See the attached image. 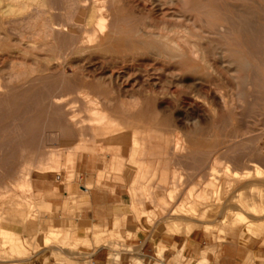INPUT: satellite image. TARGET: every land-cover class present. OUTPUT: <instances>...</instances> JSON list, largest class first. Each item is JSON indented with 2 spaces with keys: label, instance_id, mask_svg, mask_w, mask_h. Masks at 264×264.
Segmentation results:
<instances>
[{
  "label": "rangeland",
  "instance_id": "obj_1",
  "mask_svg": "<svg viewBox=\"0 0 264 264\" xmlns=\"http://www.w3.org/2000/svg\"><path fill=\"white\" fill-rule=\"evenodd\" d=\"M16 1L0 0L2 4H0V227L17 233L25 252L22 253L23 255L13 254L9 251L8 240L1 237L0 245L4 258L0 259V264H91V257L98 250V252L109 256L110 264H120L124 259L129 261V264H143L142 260L134 259L142 256L140 248H134L127 242L132 234L128 232L124 235L121 232L124 224L120 219L123 214L128 212L118 208L117 200L120 196V199L128 202L129 183L133 188H140L142 199L147 201L146 209L141 210L142 218L133 212L132 214L135 215L137 222L143 228L153 230V240L158 235L172 236L170 234H188L190 237L191 232L187 233L184 230L187 227L189 231L196 228L192 239L196 242L200 257L189 258L186 264H201L202 255L207 256L206 259L209 260L206 264H245L246 262V264H264V171L260 178L256 168L259 165L264 170V0H196L194 9L186 12L192 21L196 20L197 26L205 25V23L212 25L224 20L235 21L238 14H242L249 26L243 52L246 57L252 59L250 56L255 51V54L258 53L257 57L260 62L257 73H250L251 78L254 79L255 87L248 89L240 86L237 89L236 81H231L229 87L224 84L226 81L221 82L220 80L218 84L219 78L216 79L217 75L213 69L210 70L202 61H190L191 67L183 72L189 80L202 79L200 90L204 93V95L201 93L204 97L208 86L210 87V83L214 80L213 83L221 87L225 94H231L230 96L234 98L233 109L223 110L219 116L190 117L172 116L171 112L174 105L184 106L192 101L182 95L186 89L170 87V97L161 92L155 96L156 99L147 92L151 88L150 83L153 80H164L166 72L176 71L180 69V66L174 63L170 66L165 65L161 61L152 60L148 55L137 56L139 42H141L137 37L139 28L148 26L147 31L165 32L166 24L164 22H166L165 17L169 13L168 8L159 15L153 14L152 19H148L149 15L145 12L149 10V6L136 0H127V2L126 0H104L105 2L99 0L100 8L104 6L109 8V11L105 13L109 18L107 20L108 30L115 34V37L103 48L99 46L96 49L98 40L90 42V34L85 33L83 24L77 20L78 17L76 16L75 20L73 19L71 22L67 20L68 0H61L62 2L60 0H41L43 5L40 0ZM38 1H40L39 4H37ZM80 1L81 7L85 11L92 3V0ZM129 1L135 2V4H131ZM22 2H27L32 7L27 3L22 4ZM8 3L12 5L10 6ZM137 3L141 8L135 6ZM15 5L17 7L13 9L12 7ZM22 5L26 7L24 11H21L23 10ZM2 9L5 10L2 11ZM8 9L18 11L10 14L6 11ZM39 9L46 11L47 18L52 19L50 23L60 31H56L54 37L50 39L32 34L36 31L35 26H38L35 24L39 23L34 22L35 26L32 27L33 23L30 21L33 20L32 17L38 13ZM83 9L79 10L77 15ZM240 9L243 13H240ZM4 11L8 13L5 15ZM85 11L84 16L86 17L88 11ZM146 18L147 20H144ZM136 20L140 22L137 24ZM172 21L170 22L173 25H184L191 29L193 27L192 22ZM152 24L154 25L152 26ZM161 27L162 29H160ZM253 27H256L255 32ZM74 37L78 40L76 41ZM236 38V34L229 35L225 38L226 41L224 39V43L227 47L233 46ZM73 40L74 46L72 47ZM194 40L189 37L190 44H193ZM130 43L132 47L136 46L132 48ZM202 43L207 47V43ZM73 53L75 54L73 55ZM88 58L89 60H87ZM143 61H146V64ZM103 64H106L105 67ZM132 64L133 66H130ZM82 66L86 68L81 69ZM134 66L136 67L134 68ZM130 68L132 69L128 70ZM150 68H154V70H150ZM135 69L138 71L137 73ZM104 72H107L106 75L110 73L126 75L129 80L117 85L119 88H124L123 91L127 88L126 91L116 94L109 82L101 80ZM147 79L150 80V83ZM134 80L139 83L143 82L145 92L142 90V92L134 93V87L137 85L134 84L136 83ZM129 81L131 82L129 83ZM188 83L190 82L188 81ZM155 88L158 91L162 89L161 86H155ZM80 89H82L81 95L78 94ZM173 90L175 91L173 92ZM118 95L121 98H118ZM131 95H141L143 109L140 107L141 111L139 109L132 114H125L121 107V101L131 100ZM105 97L112 100V104L104 108L105 113H114L115 116H94L93 106L87 102L90 99ZM177 99L180 100V103L174 102ZM56 101L64 102L63 107L57 106L54 103ZM66 104L68 105L66 106ZM166 106L169 109H166ZM227 114L228 116H226ZM104 119L110 124L105 123ZM183 120L184 122L181 123ZM101 121L102 124L99 123ZM112 122H115L114 125L119 128L118 131L114 127L115 131L111 129ZM105 126L110 127L108 131ZM119 130H121V134ZM131 141H139L140 147L139 144L135 146ZM175 146L177 148H174ZM115 157H117V162ZM228 160L231 161L229 169L237 170L240 173H249L250 177H247L248 179H241V177L240 179L243 181L240 179L235 181L231 177H229L230 179L226 177L231 175L230 170L227 171L226 167ZM251 161L254 165L250 163ZM211 166L216 167L218 172L220 171V179L217 178L218 173L212 172ZM221 171L223 173L227 171V174L224 175ZM184 175L188 177L184 178ZM181 179H184L183 182ZM208 180L213 183V187H210V184L204 186ZM197 186L200 188L196 189ZM87 187L91 190L89 193H83L82 191ZM172 187H178L174 198H171L169 194ZM190 189L192 193L196 190L192 198H195L199 191V194L200 192L204 193V199H201V205L200 203L193 204L192 214L188 213L189 216L183 214L184 217H182V213L178 210L181 204L192 202V199H190L191 201L186 199ZM203 189L205 192L201 191ZM217 189L220 190V193L217 192ZM206 196L208 198H205ZM99 197H103L106 204L110 206L107 211L108 215H113L110 226L98 224L88 218L90 213H94L95 216L97 212L104 213V208L96 207L97 202H94L93 199L100 200ZM30 200L32 203L28 204ZM32 209L34 210L32 211ZM175 210L176 213L173 215ZM121 211H124L123 214ZM32 212L35 214L33 215ZM239 213L247 218L244 223L233 226L230 221H233ZM30 215L31 218L36 215L37 219L34 217L31 223L24 221L27 220L26 216L30 218ZM191 217L194 219H190ZM203 217L204 219H202ZM161 219L162 222L174 224L170 234L157 230L156 223ZM197 219L200 220L197 222ZM86 221L95 225L99 230L96 229L87 234L88 230L85 229V234L72 237L64 226V224H68L80 229ZM250 221L260 228L257 233L248 231L247 222ZM206 224H211V226L208 228ZM175 226L180 227L181 232L175 229ZM115 230L119 234L112 233ZM52 231L55 240L46 246L44 239ZM55 236H58V239ZM29 243L32 246H29ZM159 248L160 246L157 248V255L163 259V256L159 254ZM174 251L175 257L171 264H184V250L180 251L174 247ZM7 254H10L9 258L5 256ZM9 259L11 261H8Z\"/></svg>",
  "mask_w": 264,
  "mask_h": 264
},
{
  "label": "bare ground",
  "instance_id": "obj_2",
  "mask_svg": "<svg viewBox=\"0 0 264 264\" xmlns=\"http://www.w3.org/2000/svg\"><path fill=\"white\" fill-rule=\"evenodd\" d=\"M10 1V0H9ZM11 1H13V0H11ZM16 1V0H15ZM18 1V0H17ZM16 1V2H17ZM20 1V0H19ZM25 1V0H24ZM28 1V0H27ZM41 1V0H40ZM40 1H38V3L37 4H39L40 3ZM61 1V0H60ZM102 1V0H101ZM104 1V0H103ZM106 1V0H105ZM104 1V2H105ZM133 1V0H132ZM137 2H139V3H141V4H144V5H147V6H149V10H147V12H145V13H148V15H149V17H148V15H147V17H148V19L150 18V19H152V17H153V14H158L159 15V13L161 14L162 12H164V9H166V8H168V11H169V13L166 15V22H164V20H162L165 24H166V27H165V29L167 30H165V32H163V31H160L159 30V32H157V33H155V32H152V31H147V29H148V26H146V27H140L139 28V30H138V32H137V37H138V39L141 41V42H139V48H138V52H137V56L139 55V56H141V57H143V56H145V55H148L150 58H152V60H154V61H161V62H163L165 65H167L168 64V66H170L171 64H177V65H179L180 66V69H177L176 71H172L171 72V70L169 71V72H166V78L164 79V80H157V81H160V82H157V81H155V80H153V82L152 83H150V80L149 79H147V80H149V83H150V86H151V88H149V91H147L150 95H152V96H154L153 98L154 99H156L155 98V96L157 95V94H159V93H161L162 92V94H165V95H167V96H169L170 94H169V89H170V87H178V89H179V87L180 88H183V89H186V91L185 92H183V94L182 95H185L184 97H188V98H190V99H192V101L190 102V103H186L187 105H184V106H182V105H179V104H177V106L176 105H174V107H172L171 108V112H172V116H219V115H221V113H223V110L224 111H230V110H232L233 109V107H234V98H232L233 96H230V95H227V94H225V92L223 91V89H221V87H219L218 85H216V84H214L213 83V81H212V83H210V87L208 86V91H207V93H206V90H205V93H206V95H205V97L203 96L204 95V93L203 92H201V90H200V87H201V83H202V79L201 78H195V79H192V80H189L188 78H186V75H185V73L183 72V71H186V69H188L189 67H191L190 65H189V62L190 61H196V62H198V61H202L203 63H205L206 64V67H209V69L210 70H214L215 72V74L217 75V76H215L216 77V79H217V77L219 78V81H218V84H219V82H220V80H221V82H224V81H226V83H224L225 85H227V87H229V85H230V83H232L231 81H236V86H237V89L240 87V86H244L245 88H248V89H250V88H253V87H255V83H254V79H252L251 78V75H250V73H257V69L260 67V62H259V58L257 57L258 56V53H256L255 54V51H254V53H253V55L252 56H250L251 55V53H250V57H252V59L251 58H248V57H246L245 56V54H244V52H243V46L246 44V38H247V36H246V32L248 33V31H249V26H248V24H247V22L245 21V19H244V17L242 16V14H238V16H237V19L235 20V21H223V22H219V23H215V24H210V25H208L207 23H205V25H202V26H197L196 25V20H193L192 21V19L186 14V12H188V11H192L193 9H194V7L196 6V0H136ZM4 2V1H3ZM43 1H41V3H42ZM52 2V1H51ZM62 2V1H61ZM111 2V1H110ZM124 2V1H123ZM126 2H127V0H126ZM130 2V1H129ZM128 2V3H129ZM249 2V1H248ZM25 3H27V2H25ZM25 3H23L22 2V4H25ZM81 3V1L80 0H68V11H67V20L68 21H70L71 22V20H73L76 16L78 17L77 18V20L78 21H80L82 24H83V29H84V31H85V33H87L88 35L90 34V42H92V41H94L95 39L96 40H98V46H96V49L100 46V48H103L107 43H109L112 39H114V37H115V34H113V33H111V32H109V30H108V19L109 18H107V15H105V13H107L108 11H109V8L107 7V6H104L103 8H100L101 6H99L100 4H99V0H92V3H91V5H90V7L89 8H87L88 10H84L82 7H81V5L82 4H80ZM85 3H87V2H85ZM127 3V4H128ZM131 3V2H130ZM135 4V2H132L131 4ZM0 4H1V2H0ZM7 4V3H6ZM9 4V3H8ZM28 5H29V3H27ZM56 4V3H55ZM112 4V3H111ZM249 4V3H248ZM2 5V4H1ZM10 5V4H9ZM9 5H8V7H9ZM12 5V4H11ZM10 5V6H11ZM16 5H17V3H16ZM15 5V7H12L13 9L14 8H16L17 6ZM20 5V4H19ZM18 5V6H19ZM42 5H43V3H42ZM49 5V4H48ZM52 5V4H51ZM62 5V4H61ZM85 5V4H84ZM128 5H130V4H128ZM143 5V6H144ZM231 5V4H230ZM247 5V4H246ZM249 5H251V4H249ZM14 6V5H13ZM26 6V5H25ZM30 7H32L31 5H29ZM47 6V5H46ZM50 6V5H49ZM134 6V5H133ZM135 6H138L139 7V5H138V3H137V5H135ZM205 6V5H204ZM207 6V5H206ZM1 7V6H0ZM20 7V6H19ZM18 7V8H19ZM22 7H23V5H22ZM40 7V6H39ZM122 7V6H121ZM130 7V6H129ZM128 7V8H129ZM132 7V6H131ZM202 7V6H201ZM5 8V7H4ZM10 8V7H9ZM17 8V9H18ZM21 8V7H20ZM26 7H23V10H21V9H18V10H21V11H24V9H25ZM29 8V7H28ZM35 9H36V7H34ZM41 9H43L42 7H40ZM139 8H141V7H139ZM146 8V7H145ZM7 9V8H6ZM11 9V8H10ZM6 10V11H8L10 14H12V13H14V11L16 12V11H18V10ZM30 9V8H29ZM45 9V8H44ZM51 9V8H50ZM81 9H83L82 10V12L80 13V14H78L77 15V12L79 11V10H81ZM86 9V8H85ZM131 9V8H130ZM142 9H143V7H142ZM141 9V10H142ZM3 10H5V9H2V11ZM129 10V9H128ZM136 10V9H135ZM138 10H140V9H138ZM144 10V9H143ZM1 11V12H2ZM21 11H19V13H21ZM38 11V13L35 15V16H33V15H31V16H33L32 18H33V20L30 18V20H32V21H30V23H33V25H32V27L33 26H35V25H38V26H35L36 27V31L34 32V33H32V34H34V36L35 35H39V36H42V37H44V39L45 38H47V39H50L51 37H54V35H55V33H56V31H59V29L58 30H56L55 28H54V26L50 23L51 21L50 20H52V19H48L47 18V16H46V11H44V10H37ZM84 11L85 12H87L88 11V14H87V16L85 17L84 16V14H86V13H84ZM137 11V10H136ZM135 11V12H136ZM240 11H241V9H240ZM5 12V11H4ZM8 12H5V15H6V13H8ZM56 12V11H55ZM61 12V11H60ZM134 12V11H133ZM143 12V11H142ZM18 13V14H19ZM23 13V12H22ZM50 13V12H49ZM65 13V12H64ZM136 13H138V12H136ZM203 13V12H202ZM240 13H243L242 11L240 12ZM2 14V13H1ZM9 14V15H10ZM29 14H31V13H29ZM28 14V15H29ZM51 14V13H50ZM16 15V14H15ZM21 15V14H20ZM20 15H18V16H20ZM135 15V14H134ZM139 15H140V13H139ZM2 16V15H1ZM120 16V15H119ZM118 16V17H119ZM152 16V17H151ZM161 16V15H160ZM15 17V16H14ZM29 17V16H28ZM62 17H63V15H62ZM138 17H140V16H138ZM141 17H142V15H141ZM158 17V16H157ZM162 17V16H161ZM6 18V17H5ZM11 18V17H10ZM49 18H51V17H49ZM53 18V17H52ZM65 18V17H64ZM145 18V17H144ZM155 18V17H154ZM63 19V18H62ZM139 19V18H138ZM142 19V18H141ZM140 19V20H141ZM157 19H159V18H157ZM255 19V18H254ZM1 20V19H0ZM21 20V19H20ZM27 20V19H26ZM29 20V19H28ZM75 20V19H74ZM133 20V19H132ZM144 20H147V18L146 19H144ZM172 20H176L177 22H182V21H185V22H192L193 23V27H192V29L191 28H188V27H186V26H184V25H173V24H171V22L170 21H172ZM23 21V20H22ZM25 21V20H24ZM23 21V22H24ZM129 21V20H128ZM127 21V22H128ZM158 21V20H157ZM29 22V21H28ZM34 22H38L39 24H35L34 25ZM57 22V21H56ZM135 22H137V24H138V22H140L139 20H136ZM142 22H143V20H142ZM141 22V23H142ZM163 22H161V23H163ZM172 22H174V21H172ZM59 23V22H58ZM152 23H153V21H152ZM160 23V22H159ZM25 25H26V23H24ZM144 24V23H143ZM148 25H149V23H147ZM157 24V23H156ZM155 24V25H156ZM28 25V24H27ZM140 25V24H139ZM146 25V24H145ZM154 24H152V26H153ZM161 26L162 25H164V24H160ZM159 25V26H160ZM59 27L61 26V24L60 25H58ZM66 26V25H65ZM165 26V25H164ZM163 26V27H164ZM23 27V26H22ZM28 27V26H27ZM26 27V28H27ZM21 28V27H20ZM75 28V27H74ZM255 28L256 27H253V29H254V32H255ZM28 29H29V27H28ZM34 29V28H33ZM61 29V28H60ZM160 29H162V27L160 28ZM164 29V28H163ZM32 30V29H31ZM69 30V29H68ZM156 30V29H155ZM62 31V30H61ZM69 31H71V30H69ZM60 32V31H59ZM253 32V31H252ZM26 33V32H25ZM30 33V34H31ZM84 33V34H85ZM115 33V32H114ZM237 35V38H236V40L234 41V45L233 46H229V47H227V45L224 43V39L226 38V37H228L229 35ZM252 34V33H251ZM250 34V35H251ZM256 34V33H255ZM58 36V35H57ZM70 36V35H69ZM86 36V35H85ZM30 37H31V35H30ZM59 37V36H58ZM87 37V38H88ZM189 37H192V38H194L195 40V42L193 43V44H190L189 43ZM252 37H254V36H252ZM257 37V36H256ZM32 38V37H31ZM65 38V37H64ZM75 38V37H74ZM130 38H131V36H130ZM33 39V38H32ZM31 39V40H32ZM62 39V38H61ZM76 39V38H75ZM128 39V38H127ZM30 40V39H29ZM78 39H76V41H77ZM124 39H122V41H123ZM33 41V40H32ZM51 41V40H50ZM71 41V40H70ZM81 41V39L79 40V42ZM225 41H226V39H225ZM237 41V42H236ZM253 41H254V39H253ZM88 42H89V40H88ZM124 42V41H123ZM122 42V43H123ZM202 42H205V43H207V47L206 46H204L203 45V43ZM41 43V42H40ZM52 43V42H51ZM113 43V42H112ZM121 43V44H122ZM129 43V42H128ZM128 43H126V44H128ZM38 44V43H37ZM70 44V43H69ZM68 44V45H69ZM72 44V47L74 46L73 44H74V40H73V42L71 43ZM70 44V45H71ZM100 44V45H99ZM116 44V43H115ZM118 44V43H117ZM125 44V45H126ZM34 45V44H33ZM62 45V44H61ZM64 45V44H63ZM62 45V46H63ZM124 45V44H123ZM129 45V44H128ZM127 45V46H128ZM130 45H131V47H132V44L130 43ZM134 45V44H133ZM43 46H44V44H43ZM55 46H56V44H55ZM77 46V45H76ZM78 46H80V45H78ZM126 46V47H127ZM134 46H136V45H134ZM133 46V47H134ZM61 47V46H60ZM69 47V46H68ZM132 47V48H133ZM137 47H138V45H137ZM113 48V47H112ZM70 49V48H69ZM92 49V48H91ZM95 49V48H94ZM259 49V48H258ZM78 50V49H77ZM131 50V49H130ZM255 50V49H254ZM70 51V50H69ZM68 51V52H69ZM55 52V51H54ZM85 52H86V49H85ZM103 52V51H102ZM61 53V52H60ZM80 53H82V52H80ZM88 53V52H87ZM135 53V52H134ZM70 54V53H69ZM75 53H73V55H74ZM136 54V53H135ZM67 55V54H66ZM72 55V56H73ZM99 55H101V54H99ZM59 56V55H58ZM83 56V55H82ZM85 57H86V54L84 55ZM93 56H95V55H93ZM125 56V55H124ZM123 56V57H124ZM13 57V56H12ZM74 57V56H73ZM87 57H88V55H87ZM92 56H90V58H91ZM96 57V56H95ZM97 57H98V55H97ZM102 57V56H101ZM126 57V56H125ZM72 58V57H71ZM70 58V59H71ZM99 58V57H98ZM108 58V57H107ZM112 58V57H111ZM110 58V59H111ZM137 58V57H136ZM75 59V58H74ZM77 59H78V57H77ZM92 59V58H91ZM90 59V60H91ZM95 59H97V58H95ZM94 59V60H95ZM117 59H118V57H117ZM124 59V58H123ZM126 59V58H125ZM79 60V59H78ZM87 60H89V58L87 59ZM87 60H85V61H87ZM104 60V59H103ZM112 60V59H111ZM135 60V59H134ZM134 60H132V61H134ZM77 61V60H76ZM92 61V60H91ZM100 61V60H99ZM118 61H119V59H118ZM80 62V61H79ZM110 62V61H109ZM115 62V61H114ZM123 62V61H122ZM125 62V61H124ZM123 62V63H124ZM138 63H139V61H137ZM136 62V63H137ZM145 64H146V61H143ZM149 62V61H148ZM151 62V61H150ZM41 63V62H40ZM73 63V62H72ZM89 63V62H88ZM104 63V62H103ZM135 63V62H134ZM133 63V64H134ZM158 63V62H157ZM264 63V62H263ZM262 63V64H263ZM82 64V63H81ZM107 64V63H106ZM106 64H103V66L104 65H106ZM109 64V63H108ZM116 64V63H115ZM133 64L132 65H130V66H133ZM142 64V63H141ZM140 64V65H141ZM44 65V64H43ZM70 65V64H69ZM118 65V64H117ZM142 65H144V64H142ZM141 65V66H142ZM160 65V64H159ZM207 65H209V66H207ZM10 66V65H9ZM85 66V65H84ZM95 66V65H94ZM115 66V65H114ZM139 66V65H138ZM157 66V65H156ZM162 66H164V65H162ZM83 67V66H82ZM92 67V66H91ZM105 67V66H104ZM104 67H102V68H104ZM118 67V66H117ZM124 67V66H123ZM136 66H134V68H135ZM148 67V66H147ZM146 67V68H147ZM86 67H83V68H81V69H85ZM98 68V67H97ZM110 68V67H109ZM114 68V67H113ZM139 68V67H138ZM155 68H158V67H155ZM32 69V68H31ZM99 69V68H98ZM101 69V68H100ZM117 69H119V68H117ZM132 68H130V69H128V70H131ZM145 69V68H144ZM90 70V69H89ZM96 70V69H95ZM94 70V71H95ZM104 70V69H103ZM102 70V71H103ZM122 70V69H121ZM149 70V69H148ZM150 70H154V68L153 69H151L150 68ZM163 70H165V69H163ZM209 70V71H210ZM35 71V70H34ZM86 71V70H85ZM91 71H93V69H91ZM90 71V72H91ZM99 71V70H98ZM101 71V72H102ZM108 71V70H107ZM135 71H136V69H135ZM135 71H133V72H135ZM182 71V73H180ZM206 71V70H205ZM16 72V74H17V71H15ZM14 72V73H15ZM20 72V71H19ZM32 72V71H31ZM132 72V73H133ZM138 71H136V73H137ZM144 72H146V71H144ZM23 73V72H22ZM25 74H26V72H24ZM105 73H107V72H104V75H102L101 76V80H104L105 82L107 81V82H109L110 83V85H112V89H114L115 91V93L117 94V93H120V94H122L121 92L123 91V89L124 88H119V87H117V85L119 86V84H121L122 82H124V81H128L129 80V78H126V75H119V74H111L110 72H108V73H110L109 75H106ZM141 73V72H140ZM140 73H138V74H140ZM148 73V72H147ZM156 73H158V72H156ZM155 73V74H156ZM212 73V72H211ZM103 74V73H102ZM120 74H121V71H120ZM159 74V73H158ZM193 74V73H192ZM199 74V73H198ZM17 75H19V74H17ZM17 75H16V77H17ZM99 75H101L100 73H99ZM142 75V74H141ZM151 75V74H150ZM153 75V74H152ZM201 75V74H200ZM208 75V74H207ZM209 75H210V73H209ZM213 75V74H212ZM129 76V75H128ZM127 76V77H128ZM13 77V76H12ZM89 77H92V76H89ZM96 77V76H95ZM146 78H147V76H145ZM149 77H151V76H149ZM153 77H154V75H153ZM165 77V76H164ZM97 78V77H96ZM130 78H131V76H130ZM136 78V77H135ZM156 78V77H155ZM254 78V77H253ZM98 79V78H97ZM141 79V78H140ZM212 79V78H211ZM214 79V78H213ZM13 80V79H12ZM136 80V79H135ZM134 80V82H136V83H134V84H137L135 87H134V93L135 92H142V90L144 91V84H143V82L142 83H139V82H137V81H135ZM146 80V81H147ZM188 81L190 82V83H188ZM204 81V80H203ZM131 81H129V83H130ZM205 82V81H204ZM207 82V81H206ZM9 83V82H8ZM146 83H148V82H146ZM148 83V84H149ZM208 83V82H207ZM124 84V83H123ZM122 84V85H123ZM127 85H128V83H126ZM206 84V83H205ZM223 84V83H222ZM147 85V84H146ZM148 86V85H147ZM147 86H146V88H145V90L147 89ZM149 86V87H150ZM155 86H161V90L160 91H158V90H156V88H155ZM206 86V85H205ZM125 87V86H124ZM231 87H232V85H231ZM126 88V87H125ZM128 88H130V87H128ZM243 88V87H242ZM127 89V88H126ZM126 89L124 90V91H126ZM172 89V88H171ZM177 89V88H176ZM175 89V90H176ZM178 89L176 90V92L178 91ZM81 90L82 89H80V93H78L79 95H81ZM175 90H173V92L175 91ZM231 90V89H230ZM124 91H123V93H124ZM132 91V90H131ZM180 91H182V90H180ZM179 91V92H180ZM202 91H204V90H202ZM76 92V96H78L77 95V91H75ZM129 93H130V91H128ZM145 92V91H144ZM133 93V92H132ZM203 95H202V94ZM234 93V92H233ZM236 93V92H235ZM239 93V92H238ZM84 94V93H83ZM136 94V93H135ZM172 94H175V93H172ZM88 95V94H87ZM67 96V95H66ZM69 96H71V95H69ZM119 96V95H118ZM123 96V95H122ZM181 96V95H180ZM239 96V95H238ZM254 95H252V97H253ZM50 97V96H49ZM80 97V96H79ZM92 97V96H91ZM90 97V98H91ZM111 97V96H110ZM170 97V96H169ZM236 97V96H235ZM244 97V96H243ZM74 98V97H73ZM89 98V97H88ZM118 98H121V96H119ZM130 98V97H129ZM162 98V97H161ZM175 98V97H174ZM254 98V97H253ZM57 99V98H56ZM63 99V98H62ZM77 99V98H76ZM75 99V100H76ZM87 99V98H86ZM153 99V100H154ZM163 99V98H162ZM169 99V98H168ZM255 99V98H254ZM117 100V99H116ZM123 100V99H122ZM125 100V99H124ZM148 100V99H147ZM150 100V99H149ZM164 100V99H163ZM170 100H172V99H170ZM170 100H168V101H170ZM185 100V99H184ZM251 100V99H250ZM65 101V100H64ZM67 101H69V100H67ZM121 101V100H120ZM152 101V100H151ZM155 101V100H154ZM157 101H160V100H158L157 99ZM156 101V102H157ZM181 101H183V100H181ZM73 102H75L74 100H73ZM86 102V101H85ZM117 102V101H116ZM148 102V101H147ZM164 102V101H163ZM172 102V101H171ZM174 102H177V103H180V100H176V101H174ZM239 102H241V99H239ZM54 103H56V105L57 106H60V107H63V103L62 102H54ZM76 103H77V101H76ZM87 103H89L90 104V106L92 105L93 107H92V113H93V115L94 116H115L114 115V113H105V107L106 106H110L111 104H112V100H110L109 98H107V97H105V98H100V99H90L89 100V102H87ZM146 103V102H145ZM168 103V102H167ZM71 104V103H70ZM86 104V103H85ZM141 104H142V97H141V95H131V100H129V101H121V107H122V109H123V111L125 112V114L127 113V114H132V113H134V112H137V110H139L140 109V107H141ZM165 104V103H164ZM163 104V105H164ZM169 105H171L170 103H168ZM238 104V103H237ZM68 104H66V106H67ZM157 105V104H156ZM70 106V105H69ZM209 106V107H208ZM237 106V105H236ZM155 107V106H154ZM169 107V106H168ZM238 107H239V105H238ZM84 108H85V106H84ZM142 108V107H141ZM162 108V107H161ZM55 109V108H54ZM62 109H64V108H62ZM143 109V108H142ZM166 109H169V108H167V106H166ZM87 110V109H86ZM88 111V110H87ZM140 111H141V109H140ZM241 111V110H240ZM114 112V111H113ZM163 112H165V111H163ZM162 112V113H163ZM169 112V111H168ZM86 113V112H85ZM226 113V112H225ZM240 113V112H239ZM69 114H71L70 112H69ZM72 115V114H71ZM135 115V114H134ZM238 115V114H237ZM226 116H228V114L226 115ZM242 117V116H241ZM102 118V117H101ZM105 118V117H104ZM140 118H143V117H140ZM174 118V117H173ZM108 119V118H107ZM181 120H182V118H180ZM185 120H186V117L184 118ZM99 120V119H98ZM100 120H102V119H100ZM106 119H104V122L105 123H107L106 121H105ZM175 120V119H174ZM69 121V120H68ZM68 121H65V122H68ZM71 121V120H70ZM176 121V120H175ZM187 121H190V120H187ZM108 122H109V120H108ZM181 122V121H180ZM184 122V120L181 122V123H183ZM100 124H102V121L101 122H99ZM113 123V125H114V123L115 122H112ZM174 123V122H173ZM194 123V122H193ZM67 124V123H66ZM107 124H110V122L109 123H107ZM107 124H104V125H107ZM197 124V123H196ZM104 125H102V126H104ZM110 126L111 127V129L112 130H114L115 131V129L117 128L115 125L114 126ZM117 125V124H116ZM180 125V124H179ZM194 125H195V123H194ZM197 125H199V124H197ZM181 126H183V125H181ZM106 127V129L108 128L107 126H105ZM109 127V128H110ZM115 129H114V128ZM184 127V126H183ZM199 127V126H198ZM109 128L107 129V131L109 130ZM197 128V127H196ZM95 129H96V127H95ZM118 129L119 128H117V131H118ZM198 129V128H197ZM178 130V129H177ZM180 130V129H179ZM120 131V134H121V130H119ZM183 131H185V130H183ZM188 132V131H187ZM98 134V133H97ZM104 134V133H103ZM168 134V133H167ZM166 134V135H167ZM169 135V134H168ZM182 135V134H181ZM132 137H134V136H132ZM151 137V136H150ZM232 137V136H231ZM172 138V137H171ZM170 138V139H171ZM185 138V137H184ZM187 139V138H186ZM137 140V139H136ZM138 140H139V138H138ZM154 140V139H153ZM157 140V139H156ZM160 140V139H159ZM175 140V139H174ZM193 140V139H192ZM144 141V140H143ZM178 141V140H177ZM188 141V140H187ZM132 142V141H131ZM185 142V141H184ZM81 143V142H80ZM132 143H134L135 144V146L137 145L138 146V144H139V141L137 142V141H134V142H132ZM131 143V144H132ZM161 143V142H160ZM191 143V142H190ZM185 144H186V142H185ZM151 145V144H150ZM149 145V146H150ZM153 145V144H152ZM155 145V144H154ZM175 145V144H174ZM179 145V144H178ZM178 145H177V147H178ZM192 146L194 145V144H191ZM132 146H134V145H132ZM144 146V145H143ZM184 146V145H183ZM190 146V145H189ZM139 147H140V144H139ZM152 147V146H151ZM155 147H156V145H155ZM166 147H167V145H166ZM169 147V146H168ZM176 146L174 147V148H177ZM154 149H156V148H154ZM185 149V148H184ZM70 150V149H69ZM148 150V149H147ZM176 150V152H177V149H175ZM150 151V150H149ZM156 151V150H155ZM171 151H172V147H171ZM176 152H174V153H176ZM151 153V152H150ZM170 153V152H169ZM172 153V152H171ZM183 153V152H182ZM185 153V152H184ZM258 153V152H257ZM173 154V153H172ZM144 155V154H143ZM155 155V154H154ZM154 155H152V156H154ZM251 155V154H250ZM260 155V154H259ZM258 155V156H259ZM151 156V157H152ZM118 158H119V156H117ZM117 157H115L116 158V162H117ZM115 158H113V159H115ZM234 158V157H233ZM260 158V157H259ZM264 158V157H263ZM169 159V158H168ZM175 159V158H174ZM217 159V158H216ZM261 159V158H260ZM257 160V159H256ZM114 161V160H113ZM112 161V162H113ZM114 161V162H115ZM171 161H172V159H171ZM219 161V160H218ZM217 161V162H218ZM238 161V160H237ZM119 162H120V160H119ZM216 162V161H215ZM220 162H221V160H220ZM231 162V161H230ZM229 162V160H228V162H227V165H226V167H227V171H229L230 170V172H231V175L230 176H226V177H231L232 179H235V181L236 180H238V179H240L241 177V179H244V178H247V177H250L249 176V173H240L239 171H237V170H232V169H229L228 167H230L231 166V163ZM239 162V161H238ZM245 162V161H244ZM255 162V161H254ZM153 163V162H152ZM248 163V162H247ZM251 164L253 163L252 161L250 162ZM178 164V163H177ZM214 165V164H213ZM212 165V166H213ZM217 165H219V164H217ZM244 165V164H243ZM253 165H254V163H253ZM211 166V170H212V172H215V173H218L217 175H219V176H217V178H219L220 177V171L218 172L217 170H216V167H212ZM235 166V165H234ZM249 166V165H248ZM255 166H256V163H255ZM225 167V168H226ZM148 168V167H147ZM146 168V169H147ZM165 168V167H164ZM169 168L171 169V166H169ZM168 168V169H169ZM218 168V167H217ZM235 168H237V167H235ZM257 168V174H258V176L260 177H262L263 175V171L264 170H262L260 167H259V165H258V167H256ZM138 169V168H137ZM184 169V168H183ZM244 169V168H243ZM130 170V169H129ZM140 170V169H139ZM150 170V169H149ZM225 170V169H224ZM224 170H222V171H224ZM142 171V170H141ZM156 172H157V170H155ZM159 171V170H158ZM210 171V170H209ZM217 171V172H216ZM221 171V172H222ZM227 171H225L223 174L224 175H226L227 173ZM139 172V171H138ZM153 172V171H152ZM173 172V171H172ZM211 172V171H210ZM209 172V173H210ZM140 173H142V172H140ZM154 173V172H153ZM183 173V172H182ZM226 173V174H225ZM254 173V172H253ZM253 173H252V175H253ZM155 174V173H154ZM184 174V173H183ZM213 174V173H212ZM211 174V175H212ZM150 175H151V173H150ZM177 175V174H176ZM182 175V174H181ZM214 175H216V174H214ZM141 176H142V174H141ZM140 176V177H141ZM144 176V175H143ZM152 176V175H151ZM154 176V175H153ZM174 176V175H173ZM173 176H172V178H173ZM213 176V175H212ZM179 177V176H178ZM186 176L184 175V178H185ZM188 177V176H187ZM186 177V178H187ZM222 177H224V176H222ZM225 177V178H226ZM252 177V176H251ZM260 177V178H261ZM175 178H176V176H175ZM256 178V177H255ZM263 178H264V176H263ZM189 179V178H188ZM220 179V178H219ZM230 179V178H229ZM228 179V180H229ZM231 179V181H233ZM240 179V180H241ZM248 179V178H247ZM258 179V178H257ZM176 180V179H175ZM174 180V181H175ZM184 180V179H183ZM183 180L181 179V181L183 182ZM214 180H215V178H214ZM217 180V179H216ZM241 181H243V180H241ZM245 181V180H244ZM177 182V181H176ZM189 182V181H188ZM222 182V181H221ZM229 182H230V180H229ZM228 181H227V183H229ZM174 184H175V182H173ZM208 183V184H207ZM204 186L206 187L207 185H209L210 184V187L212 186L213 187V183L211 184L210 182H209V180H208V182H207ZM226 183V184H227ZM236 183V182H235ZM216 183H214V185H215ZM225 184V185H226ZM232 184V183H231ZM234 184V183H233ZM232 184V185H233ZM172 185V184H171ZM176 185V184H175ZM203 185V184H202ZM217 185V184H216ZM222 185V184H221ZM228 185V184H227ZM177 186V185H176ZM204 186H203V188H204ZM192 187V186H191ZM209 187V186H208ZM215 187V186H214ZM221 187V186H220ZM220 187H219V189H220ZM178 187H175V188H173L172 187V190L170 191V196H171V198L173 197V196H175V194H176V192H178V189H177ZM195 188V187H194ZM197 188H200V187H196V189ZM216 188V187H215ZM208 189V188H207ZM214 189V188H213ZM195 190V189H194ZM200 190V189H199ZM188 191H190L189 192V194H188ZM186 190V192H187V194L188 195H186V193H185V195L186 196H188V197H186V199L188 198L189 199V201H191L190 199H192V202H189L188 200H186V201H188L189 203H184V204H179L180 205V207H179V212L180 213H182V215L183 214H186L185 216H189L190 214H192L193 213V211H194V205L193 204H198V203H200L201 202V199H204V193L203 194H201V192H200V194H199V191H197L198 192V194L196 195V197L195 198H192L193 197V193L196 191H194L193 193H192V191H191V189L190 190ZM201 191H204V189L203 190H201ZM209 192H210V190H208ZM207 191V192H208ZM215 191H216V189H215ZM169 192V191H168ZM196 192V193H197ZM205 192V191H204ZM206 192V193H207ZM213 192H214V190H213ZM217 192H219L220 193V190H218L217 189ZM226 192V191H225ZM234 192V191H233ZM261 193V192H260ZM209 194V193H208ZM210 195V194H209ZM219 195V194H218ZM18 196V195H17ZM210 197V196H209ZM264 197V196H263ZM174 198V197H173ZM205 198H208L207 196L205 197ZM11 199V198H10ZM207 200V199H206ZM20 203H21V201H19ZM19 202H18V204H19ZM26 202V201H25ZM29 202H31L32 203V201L30 200V201H28V204H29ZM11 203H12V201H11ZM17 203V202H16ZM181 203V202H180ZM204 204H205V202H204ZM4 205V204H3ZM14 205V204H13ZM16 205V204H15ZM20 205V204H19ZM200 205H201V203H200ZM7 206V205H6ZM17 206V205H16ZM11 207V206H10ZM23 207V206H22ZM31 207H32V205H31ZM31 207H30V209H31ZM18 208V207H17ZM27 208V207H26ZM34 209H32V211H33ZM39 210V209H38ZM37 210V211H38ZM35 212V211H34ZM178 212V213H179ZM176 213V210L175 211H173V215ZM179 213V214H180ZM188 213H190V214H188ZM207 213V212H206ZM18 214V213H17ZM32 214H33V212H32ZM35 214V213H34ZM33 214V215H34ZM172 214V213H171ZM2 215V214H1ZM178 215V214H177ZM2 216H4V215H2ZM36 216V215H35ZM34 216V217H35ZM180 216H181V214H180ZM193 216V215H192ZM211 216V215H210ZM22 217V216H21ZM27 217V218H26ZM25 218L27 219V220H24V221H28V222H32L33 221V219H34V217L33 218H31L32 216L30 215V218H28V216H26ZM182 217H184V215L182 216ZM212 217V216H211ZM10 218V217H9ZM36 218V217H35ZM172 218V217H171ZM180 219H181V217H179ZM189 218V217H188ZM246 216L245 215H243L242 213H239V214H237L236 215V217H235V219L233 220V221H230L231 222V224H233V226H235V225H237V224H242V223H244L245 222V220H246ZM37 219V218H36ZM185 219V218H184ZM190 219H194V218H190ZM202 219H204V217L202 218ZM189 220V219H188ZM195 220H196V218H195ZM198 220H200V219H197V222H198ZM224 220V219H223ZM181 222H184V221H181ZM202 222V221H201ZM25 223V222H24ZM248 223V225H247V229H248V231L249 232H252V233H257L259 230H260V228L256 225V224H253L251 221L250 222H247ZM27 224V223H26ZM33 224V223H32ZM224 224V223H223ZM1 225V224H0ZM31 225V224H30ZM188 225V224H187ZM186 225V226H187ZM207 226L206 227H210L211 226V224L209 225V224H206ZM226 225V224H225ZM246 225V224H245ZM182 226V225H181ZM227 226V225H226ZM225 226V227H226ZM192 227V226H191ZM231 227V226H230ZM180 227H178V226H175V229H178V231H180L181 229H179ZM187 229H188V227H187ZM187 229H185L184 231H186L187 233H190L191 232V230L189 231V230H187ZM192 229V228H191ZM226 229H228V228H226ZM48 230V229H47ZM233 230V229H232ZM14 231V230H13ZM181 232V231H180ZM185 232V233H186ZM58 233H60V232H58ZM176 233V232H175ZM61 234V233H60ZM60 234H58V235H60ZM55 235H56V233H55ZM186 235H188V234H186ZM4 238L5 240H8V242H9V246H10V252H12L13 254H22L23 252H25V248L23 247V244H22V242H21V240L19 239V237H18V234L17 233H15V232H12L10 229H7V228H1L0 227V238ZM56 237V236H55ZM58 237V236H57ZM56 237V239H58ZM220 238V237H219ZM4 240V241H5ZM23 240V239H22ZM52 240L54 241L55 239H54V233H53V231L52 232H49L48 233V235L45 237V239H44V243H45V245L47 246V244H51V242H52ZM27 242V241H26ZM33 242V241H32ZM30 244V243H29ZM33 244V243H32ZM5 246H7V245H5ZM29 246H32L31 244L29 245ZM1 245H0V259H2V258H4L3 257V252H2V249H1ZM27 247V246H26ZM35 247V246H34ZM8 248V247H7ZM6 249V248H5ZM4 250V249H3ZM5 251V250H4ZM26 252H27V249H26ZM5 253V252H4ZM7 253V252H6ZM94 253V252H93ZM160 253V256H162L163 255V251H160L159 252ZM8 255H10V254H7V255H5V256H8ZM23 255V254H22ZM26 255V254H25ZM13 256H15V255H13ZM12 257V256H11ZM8 258H9V256H8ZM15 258V257H14ZM14 258H12V259H14ZM89 258V257H88ZM7 259V258H6ZM5 259V260H6ZM201 264H206L208 261H207V259H206V257L205 256H201ZM143 260V259H142ZM8 261H11L10 259L8 260ZM16 261V260H15ZM20 261V260H19ZM3 262V261H2ZM6 264V263H5ZM15 264V263H14Z\"/></svg>",
  "mask_w": 264,
  "mask_h": 264
},
{
  "label": "crops",
  "instance_id": "obj_3",
  "mask_svg": "<svg viewBox=\"0 0 264 264\" xmlns=\"http://www.w3.org/2000/svg\"><path fill=\"white\" fill-rule=\"evenodd\" d=\"M89 186L92 184H88ZM130 188V196L128 202H124L122 199H120V196L117 200V206L119 209H124L127 214H123L124 211H121L123 214L121 217V222L124 224V228L121 229V232L126 235L128 232L132 234V237L127 240V242L131 245H133L134 248H140V251L142 252V256L135 257L134 259L142 260L143 264H171L172 260L175 257V251L174 247H176L178 250L182 251L184 250V264L187 263L189 258H199L200 254L198 249L196 248V242L192 239V236L195 234L196 228H193L191 230L190 237L189 235H183V234H170L171 229H173L174 224H170L168 222H162V219L156 223V228L158 231L167 232L168 234L172 236H164V235H158L155 240L152 239V229H146L143 228L136 220L135 215H137L139 218H142L141 216V210L146 209L145 203L147 201L143 200L140 194L141 189L140 188H133L132 184L129 183ZM162 188V187H161ZM91 189L85 188L82 192L83 193H89ZM117 193V191H116ZM94 202L96 203V207L104 208V213L97 212L96 216L94 213L88 214V218L94 220L98 224L102 225H109L111 224L113 215H108V209H110L109 204H106L104 198L99 197L100 200H96V198H93ZM132 212L135 214H132ZM152 212V211H151ZM65 229H68L70 232V236L73 237V235L79 236V234H85V229L88 230L87 234L90 232H94L96 229H98L95 225L90 224V222L86 221L84 223V226L82 228L77 227H71L68 224H64ZM99 230V229H98ZM112 233H118L117 230L113 231ZM119 234V233H118ZM159 248V252L163 251V259L158 257L157 255V248ZM166 248V249H164ZM99 251V250H98ZM93 254L91 257V264H110L109 262V256L98 252ZM98 252V253H97ZM160 254V253H159ZM207 257V256H206ZM93 258V260H92ZM209 261V260H208ZM247 263V262H246ZM245 263V264H246ZM120 264H129V261L124 259Z\"/></svg>",
  "mask_w": 264,
  "mask_h": 264
}]
</instances>
